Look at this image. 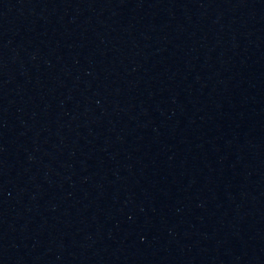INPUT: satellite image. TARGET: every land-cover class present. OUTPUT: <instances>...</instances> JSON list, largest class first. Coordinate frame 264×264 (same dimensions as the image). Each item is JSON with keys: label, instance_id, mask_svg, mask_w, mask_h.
Listing matches in <instances>:
<instances>
[{"label": "water", "instance_id": "95a60500", "mask_svg": "<svg viewBox=\"0 0 264 264\" xmlns=\"http://www.w3.org/2000/svg\"><path fill=\"white\" fill-rule=\"evenodd\" d=\"M247 0H0V220L132 121Z\"/></svg>", "mask_w": 264, "mask_h": 264}]
</instances>
